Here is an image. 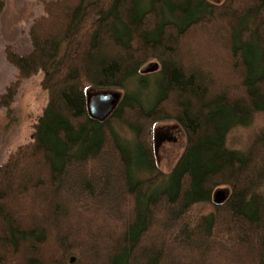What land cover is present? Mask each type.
<instances>
[{
    "label": "trees",
    "instance_id": "obj_1",
    "mask_svg": "<svg viewBox=\"0 0 264 264\" xmlns=\"http://www.w3.org/2000/svg\"><path fill=\"white\" fill-rule=\"evenodd\" d=\"M41 4L42 15L27 30L29 51L4 48L16 74L0 105L7 108L19 81L39 72L46 99L29 140L0 162V264H84V257L174 264L168 250L181 252L186 262L178 264H208L214 248L226 253L217 258L226 264H264V128L242 151L225 143L231 127L264 111V0ZM215 23L216 45L237 58L226 64L234 85L214 82L223 61L209 68L214 81L189 66L190 48L201 47L190 31ZM149 61L157 68L140 73ZM150 75L154 94L144 102L126 84L134 78L146 88ZM92 89L123 90L101 120L86 109ZM159 121L175 122L184 134L166 174L154 156ZM217 188L227 189L220 203L211 198ZM72 218L87 222L80 235L68 229ZM61 231L67 236L56 238ZM144 241L148 247H139ZM28 254L35 257L24 259Z\"/></svg>",
    "mask_w": 264,
    "mask_h": 264
},
{
    "label": "rangeland",
    "instance_id": "obj_2",
    "mask_svg": "<svg viewBox=\"0 0 264 264\" xmlns=\"http://www.w3.org/2000/svg\"><path fill=\"white\" fill-rule=\"evenodd\" d=\"M42 1L44 0H0V93L3 91L8 82L14 79V76L16 74L15 68L5 58L4 48L9 47L11 50L19 54L29 51L30 43L27 36V30L32 20L42 15ZM208 1L212 3H218L222 0ZM217 31H219V27L216 23L212 24L211 27L209 26L208 28H196L190 31L191 33H189V36H192V40L200 44L201 47H195L193 48V50H191L190 48V51L188 50L190 53L188 59H191L189 66H191V68L193 69L199 68L201 72L208 76L210 81H219L220 86L225 87L234 85L233 80L227 74L229 71V74L231 75V72L227 68L228 65L226 67V64L233 63L237 60V58H235V60L230 59L228 53L226 54V52L218 48L219 45H216L218 44L217 38L219 37ZM227 39L228 38L225 39V42L223 44L225 47L228 44ZM186 54L187 49L184 50L180 46L179 56L183 57L184 55L186 57ZM173 59L174 61H179V59H175L174 57ZM216 61L218 62V64L216 63ZM219 61H223L225 65H221ZM214 64L215 66H219L220 64L219 69H216V74L218 72L219 79L218 77L214 79L211 76L209 68H211V65ZM146 76H148V74ZM150 77L151 79L148 77V87L142 89L137 88L136 84H134V78H131L126 84L127 89L131 90L132 92H138L139 98H142V100L144 99V102H150L154 94L152 84L154 78H152V75H150ZM40 78L41 73L39 72L30 77L20 80L12 97V101L9 103L7 108L0 105V162H3L8 153L11 152L16 146L25 143L30 138L31 124L40 114L46 99L45 92L39 85ZM92 90L93 91H90V93L99 91L98 89ZM114 90L118 91L121 96L123 92L122 89ZM246 123V125H235L227 131L225 136V143L227 147L240 151L244 150L252 137L259 130L264 128V111H258L253 115L251 120L246 121ZM154 130H158L160 134L166 135V137L169 135L168 137L172 138H163L157 144L154 151L155 161L159 171H161L163 174H166L175 163L183 148L184 134L180 127L173 121L156 122L153 127V131ZM116 131L118 132L120 137H123L127 140L132 139V135L128 130L116 127ZM26 177L30 178V175ZM19 203L20 202H16L14 204L15 206L18 204L16 210L20 209L19 207L21 205H19ZM202 207L205 211H208L210 209L209 205L207 204H203ZM70 218L71 217H69V219ZM71 223H73V226L72 228L68 226L69 231L73 230L74 228L78 235H80L87 229V222L81 225V223L75 222V218H72ZM66 236L67 235L61 231L57 233L56 238ZM200 241L202 242L204 240L200 238ZM73 243L76 242L73 241ZM142 246L148 247V243L144 241L141 243V245H139V247ZM39 252L40 255H44L41 250ZM175 252L177 255H172V252L168 250V253L171 255V257H173L171 259L174 261V264H178L180 262L185 263L186 261L183 262V258H181L182 256L179 255L181 254V252H178L177 250H175ZM234 252L237 253L239 251ZM220 255L225 257L226 253H221L217 250V248L211 249L209 252V256H207L206 258L207 263L216 264L219 262L221 264H226L217 260ZM238 255H240L241 257H239L242 258V252H239ZM189 256L193 261L197 262L199 260L196 255ZM229 256L231 257L233 255ZM28 257L34 258L35 256L29 254L23 256L24 259ZM83 261L85 262L84 264H96L95 262H93V260L86 257H84ZM242 262L243 264H249L244 258Z\"/></svg>",
    "mask_w": 264,
    "mask_h": 264
},
{
    "label": "water",
    "instance_id": "obj_3",
    "mask_svg": "<svg viewBox=\"0 0 264 264\" xmlns=\"http://www.w3.org/2000/svg\"><path fill=\"white\" fill-rule=\"evenodd\" d=\"M157 68V63L150 61L145 63L140 69V73L152 72ZM120 94L116 90H102L91 92L86 95L85 105L89 116L95 119H103L116 105ZM168 137H157L154 134L153 146L156 149L157 144L163 139ZM227 196L226 188H217L213 191L211 198L214 203H220Z\"/></svg>",
    "mask_w": 264,
    "mask_h": 264
},
{
    "label": "flooded vegetation",
    "instance_id": "obj_4",
    "mask_svg": "<svg viewBox=\"0 0 264 264\" xmlns=\"http://www.w3.org/2000/svg\"><path fill=\"white\" fill-rule=\"evenodd\" d=\"M155 132H154V134L157 136V137H166V135H162V134H160L159 132H158V130H154ZM169 136V135H168ZM167 136V137H168ZM171 137H168V139H170ZM172 139V138H171Z\"/></svg>",
    "mask_w": 264,
    "mask_h": 264
}]
</instances>
